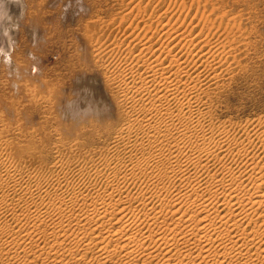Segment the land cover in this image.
<instances>
[{
  "label": "bare ground",
  "instance_id": "obj_1",
  "mask_svg": "<svg viewBox=\"0 0 264 264\" xmlns=\"http://www.w3.org/2000/svg\"><path fill=\"white\" fill-rule=\"evenodd\" d=\"M139 17L119 73L106 66L116 123L92 131L102 149L30 143L16 162L1 138L0 264H264V119L216 121L215 44L204 54L207 38Z\"/></svg>",
  "mask_w": 264,
  "mask_h": 264
},
{
  "label": "rangeland",
  "instance_id": "obj_2",
  "mask_svg": "<svg viewBox=\"0 0 264 264\" xmlns=\"http://www.w3.org/2000/svg\"><path fill=\"white\" fill-rule=\"evenodd\" d=\"M7 1L0 0V7ZM21 2L24 11L20 0L7 4L5 21L15 16L12 22H17L11 25L12 36L0 26V140L7 137L13 161L22 159L17 147L30 143L50 147L64 139L99 149L106 145L104 137L94 142L92 137L116 123V107L105 82L106 66L119 73L121 67L114 63L126 58L125 35L133 28L131 35L142 36L143 22L137 21L143 12L155 14L154 25L156 20L160 24L162 15L166 27L178 25L181 31L210 40L202 45L204 54L215 44L210 51L215 63L219 62L213 70L218 82L207 85L209 106L205 109L216 121L264 119V0ZM81 79L87 84L78 83ZM90 89L98 95L96 100ZM68 106L73 110H66ZM86 106H99V111L83 112ZM50 160L47 156L46 161ZM30 163L38 164L37 160Z\"/></svg>",
  "mask_w": 264,
  "mask_h": 264
}]
</instances>
